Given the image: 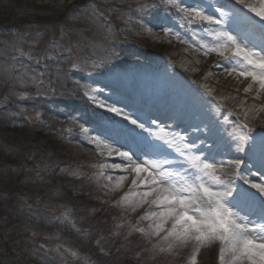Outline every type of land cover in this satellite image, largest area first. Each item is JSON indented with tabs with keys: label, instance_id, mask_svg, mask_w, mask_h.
I'll return each mask as SVG.
<instances>
[{
	"label": "rangeland",
	"instance_id": "rangeland-1",
	"mask_svg": "<svg viewBox=\"0 0 264 264\" xmlns=\"http://www.w3.org/2000/svg\"><path fill=\"white\" fill-rule=\"evenodd\" d=\"M127 1L78 0L64 12L71 0H0V129L11 127L14 133L13 137H0V234L3 235L0 237V264H97L95 256L89 252V231L79 228L78 217L61 200L65 198L55 200L59 181H55L52 173L55 159H52L50 149L60 151L62 146L69 150L72 159L81 162L64 167L69 173L68 178L90 175L105 217H110L115 226L121 227L117 230L118 246L132 241L137 245L140 243V248L145 245L149 252L148 261H143L146 264H188L191 246L178 248L171 254L160 253L154 248L156 238L149 241L134 230L133 226L147 205L132 212L115 203L128 191L131 180L117 191L104 187L109 184L108 175L113 177V182L117 177L97 166L107 163L106 155L99 154L92 139L100 135L102 125L119 117L101 108L90 97L95 95L105 99L111 96L116 88L107 81L119 78L128 84L149 88L146 91L150 97L167 66L191 79L193 87H200L210 84L213 75L219 74L221 68L214 65L220 58L215 53L204 56L190 47L198 46L201 41L211 43L213 37L205 31L211 26L206 23L181 26L179 16L165 13L163 7L134 12ZM184 2L231 11L234 0ZM93 6L99 10L95 15ZM209 14L216 13L209 8ZM166 15L169 18L164 27L179 32L181 39L188 43H182L174 34H165L154 26ZM128 16L132 17L131 21ZM140 19L145 24L152 22L149 24L153 27L151 34L136 23ZM12 20L20 24H12ZM120 42H124L126 52L121 51ZM74 64L77 66L73 67ZM20 77H23V83L19 82ZM236 82L244 89L249 81L240 78ZM57 86L64 89L67 98L55 95ZM224 86L226 92L218 90L215 95L226 97L225 108L240 112L237 105L241 102L243 108L253 105L254 93L246 96L243 89L234 92L236 85ZM88 89L102 91L92 93ZM261 97L260 103L256 104L257 110L264 104V95ZM218 111L217 121L221 123L227 112ZM233 119L235 117H228L225 136L233 130ZM150 121L143 120L146 128L154 130L155 125ZM58 123L60 126L56 127ZM81 125L89 128V133H83ZM250 126L255 129L254 133L264 134V112L252 118ZM182 129L180 123L173 127L176 132H186ZM214 131L212 129L211 133ZM38 132L42 134L38 135ZM143 134L151 139L148 132ZM212 134L205 138L201 133L198 139L206 140L207 145L216 149L220 140L214 143ZM102 171L104 174L100 175ZM72 195L77 196L79 192L74 190ZM248 207L258 208V201L249 203ZM147 223L140 221L139 226L147 227ZM67 227L73 237L65 235ZM103 238H97L92 245L106 256L108 263L119 248L110 251L111 244ZM219 247L216 242L202 248L198 264H218ZM138 256L144 258L141 251ZM131 261L143 263L136 258ZM115 262L118 261L112 263Z\"/></svg>",
	"mask_w": 264,
	"mask_h": 264
},
{
	"label": "snow or ice",
	"instance_id": "snow-or-ice-1",
	"mask_svg": "<svg viewBox=\"0 0 264 264\" xmlns=\"http://www.w3.org/2000/svg\"><path fill=\"white\" fill-rule=\"evenodd\" d=\"M160 7L165 13L179 16L181 26L204 23L211 26L205 31L213 37L212 42L201 41L198 46L190 47L204 56L215 53L220 58L215 67L229 76L235 74L237 79L249 81L243 89L245 93H254L256 99L264 95V40L257 43L247 32L236 28L239 19L252 18H258L264 26V0H256V3L234 0L231 11L204 4L191 6L184 0H160L159 4L138 3L136 11ZM209 8L216 14H209ZM98 12L93 6V14ZM168 18L167 15L160 17L154 26L165 34H174L182 43H188L181 39L179 32L164 27ZM131 19L128 16V21ZM136 23L144 32H153V27L149 26L151 21L145 24L140 19ZM204 78L207 79V74ZM19 82H24L23 77ZM200 87L203 95L216 102L218 109L227 112L226 120L235 117L228 136L236 153H252V164L249 165L247 155L244 159H218L214 147L207 145L206 140L192 141L190 133L176 132L171 125L156 120L150 121L155 125L154 130L146 128L141 116L112 104L107 105V110L119 119L111 118L102 125L100 135L94 136L92 143L101 156L113 159L112 163L97 165L100 169L125 175H119L114 182L108 175L109 184L104 187L117 191L124 187L128 176L133 177L128 191L115 203L132 212L147 205L133 227L149 241L156 238L154 248L160 253L171 254L178 248L191 246L188 264H198L201 249L219 242L218 264H264V134L257 139L255 129L250 126L251 119L264 112V104L257 110L255 104L243 108L241 102L237 105L241 111L234 112L224 107L226 97L216 96L213 87L207 83ZM90 98L96 101L95 95ZM99 106L104 108L106 105L100 103ZM81 131L87 134L90 129L81 125ZM145 131L151 139L144 137ZM194 131L202 130L196 128ZM203 131L209 133L211 128L206 127ZM142 144L149 151L141 150ZM257 146L258 167L255 161ZM173 153L175 158L169 159ZM253 168H256L255 172ZM103 174L102 171L100 175ZM257 201L258 208L248 207L249 203ZM140 221H147V227L139 226Z\"/></svg>",
	"mask_w": 264,
	"mask_h": 264
},
{
	"label": "bare ground",
	"instance_id": "bare-ground-1",
	"mask_svg": "<svg viewBox=\"0 0 264 264\" xmlns=\"http://www.w3.org/2000/svg\"><path fill=\"white\" fill-rule=\"evenodd\" d=\"M248 2L256 3V0H248ZM236 28L238 31L247 32L257 43L264 40V26H261L258 18H252L250 20L239 19L236 23ZM228 30L232 31V28L229 27ZM233 32L237 33L236 31ZM166 68L164 71L165 74L158 77L159 82L156 84L154 93L150 97L146 91L149 88L144 89L140 85L128 84V81L119 78L107 81L111 86L116 88L115 91H112V95L105 99L96 97V101L99 104L105 103L106 106L104 109L106 110L107 105L116 104L118 107L125 108L128 112H134L141 116L143 120L154 119L161 124L171 125L172 128L180 123V126L183 127L182 130L190 133L192 141H198V135L201 133L207 138L212 133L211 131L205 133L203 129L210 127L211 130H215L212 134L215 137L213 142H217L218 139L220 140V145L214 149L217 152L218 159H244L245 155H247L250 157L248 163L251 165L253 162L251 158L252 153H236L234 143L230 140L229 136H225L224 127L228 123V118L218 123L217 117L219 116V111L216 102H213L211 97L203 95V89L201 87H193L191 79L187 78L184 74L173 67L167 66ZM233 77H235L234 74L229 76L221 69L218 75H213L210 80L211 83L208 85L213 87L215 92L224 90V85H236L234 86L236 88L234 92H241L243 85L236 82L239 79ZM162 84L167 86L164 88ZM230 92L227 91V93ZM248 94L245 93L246 96ZM261 99L262 97L259 99L254 98L252 104H259ZM196 128H200L202 131H194ZM254 136L258 139L261 134L254 133ZM141 150L145 152L149 151L143 144L141 145ZM172 156H175V153ZM255 161L258 167L259 146L256 148ZM106 162L112 163L113 159L106 156ZM107 170L116 177L125 175L124 173L111 169ZM252 170L255 172L256 168ZM132 178V176H128L124 181V185L128 184Z\"/></svg>",
	"mask_w": 264,
	"mask_h": 264
},
{
	"label": "trees",
	"instance_id": "trees-1",
	"mask_svg": "<svg viewBox=\"0 0 264 264\" xmlns=\"http://www.w3.org/2000/svg\"><path fill=\"white\" fill-rule=\"evenodd\" d=\"M141 2L158 3L159 0H129L126 4H128L129 8H132L134 12H136L138 3ZM72 9H74V7L71 8V10ZM39 17L40 16H38V18ZM120 46L121 51L123 49L125 50L124 52L127 51V49L125 48L126 46L124 47V42H120ZM61 88L62 87L59 86L56 87L57 93H55V95L67 98L65 96L66 94L64 89L62 88L61 91ZM45 117L53 118V116L50 115H45ZM58 126H60V123H58L56 127ZM42 131L45 132L44 129H42ZM40 132H38V135L42 134ZM12 134L14 133L11 127L4 130L0 129V137H13ZM50 151L51 155H53L52 159H55L53 160L54 170L52 171V173H54L55 181H59L57 185L58 198L55 197V200L58 201L59 198H65L61 200L64 202V206H66L67 208L70 207L72 214L78 217L77 220H79L80 222L79 228H82L85 231H89V238H91L89 252L90 254L95 256L94 262H97V264H113V261H118L115 262V264H135L131 261L132 258H136V260H140L142 262L148 261V259L146 258L149 256V252L146 251L145 245L140 248V243L137 245L136 241H132L128 242L127 244L118 246L120 245V237L117 235V230L121 227H118L117 224L115 226L114 221L110 217H105L104 208L101 206L100 198H98V194L95 192V188L90 175H78L73 176V178H68L69 173L68 171H64V167L71 166V163H73L72 166L79 165L81 162L72 159L73 157L70 156V152L68 149L65 148V146H62V149H60V151L55 148H52V150L50 149ZM66 151L68 154L66 153ZM74 190L78 191L79 195H72ZM98 210H100V212H98ZM65 229V235H67L68 237H73V232L69 231L70 229L68 227ZM99 237H105L102 240L107 241L108 244H111L110 251L117 247L119 248L117 252H115V254L113 255V258L108 263L106 262V256L100 253L97 246L92 245L95 244V240ZM140 251L144 255V258H140L139 256L137 257V254H139ZM144 262L140 264H146ZM136 263H138V261H136Z\"/></svg>",
	"mask_w": 264,
	"mask_h": 264
},
{
	"label": "water",
	"instance_id": "water-1",
	"mask_svg": "<svg viewBox=\"0 0 264 264\" xmlns=\"http://www.w3.org/2000/svg\"><path fill=\"white\" fill-rule=\"evenodd\" d=\"M75 2H76V1H72L69 5H71V4L75 3ZM67 7H69V6H67ZM67 7H66V8H67ZM65 10H66V9H65Z\"/></svg>",
	"mask_w": 264,
	"mask_h": 264
},
{
	"label": "flooded vegetation",
	"instance_id": "flooded-vegetation-1",
	"mask_svg": "<svg viewBox=\"0 0 264 264\" xmlns=\"http://www.w3.org/2000/svg\"><path fill=\"white\" fill-rule=\"evenodd\" d=\"M0 237H1V238H3V235H2V234H0Z\"/></svg>",
	"mask_w": 264,
	"mask_h": 264
}]
</instances>
